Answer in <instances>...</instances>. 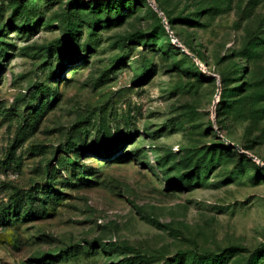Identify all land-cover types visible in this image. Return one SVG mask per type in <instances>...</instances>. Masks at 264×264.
Here are the masks:
<instances>
[{
	"label": "rangeland",
	"instance_id": "374dc122",
	"mask_svg": "<svg viewBox=\"0 0 264 264\" xmlns=\"http://www.w3.org/2000/svg\"><path fill=\"white\" fill-rule=\"evenodd\" d=\"M0 264H264V0H0Z\"/></svg>",
	"mask_w": 264,
	"mask_h": 264
},
{
	"label": "water",
	"instance_id": "95a60500",
	"mask_svg": "<svg viewBox=\"0 0 264 264\" xmlns=\"http://www.w3.org/2000/svg\"><path fill=\"white\" fill-rule=\"evenodd\" d=\"M155 9L156 10H159L157 7H155ZM170 34H171V32H170ZM231 145V144H230ZM232 146H234V147H236V148H238L239 150H240V148L237 146V145H233L232 144ZM241 151V150H240ZM241 152H243V153H246V152H244V151H241ZM246 154H248V153H246ZM249 155V157H251L252 159H255V157L253 156V155H250V154H248Z\"/></svg>",
	"mask_w": 264,
	"mask_h": 264
}]
</instances>
